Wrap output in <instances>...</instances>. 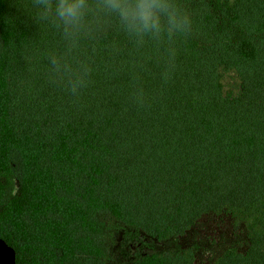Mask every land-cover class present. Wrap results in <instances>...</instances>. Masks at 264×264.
Returning a JSON list of instances; mask_svg holds the SVG:
<instances>
[{
  "label": "trees",
  "instance_id": "trees-1",
  "mask_svg": "<svg viewBox=\"0 0 264 264\" xmlns=\"http://www.w3.org/2000/svg\"><path fill=\"white\" fill-rule=\"evenodd\" d=\"M0 0V241L12 264H106V220L157 239L203 217L244 221L247 245L210 264H264V0H186L191 34L134 47L111 23L51 72L59 32ZM232 70L237 94H224ZM143 91L137 100L135 90ZM123 264H203L191 248Z\"/></svg>",
  "mask_w": 264,
  "mask_h": 264
},
{
  "label": "clouds",
  "instance_id": "clouds-1",
  "mask_svg": "<svg viewBox=\"0 0 264 264\" xmlns=\"http://www.w3.org/2000/svg\"><path fill=\"white\" fill-rule=\"evenodd\" d=\"M28 10L59 32L64 52L51 56V72L73 95L87 87L91 68L85 60L76 63L72 54L105 24L110 22L134 47L151 43L174 52L170 46L187 38L195 23L186 0H29ZM134 94L143 99L142 89Z\"/></svg>",
  "mask_w": 264,
  "mask_h": 264
},
{
  "label": "rangeland",
  "instance_id": "rangeland-1",
  "mask_svg": "<svg viewBox=\"0 0 264 264\" xmlns=\"http://www.w3.org/2000/svg\"><path fill=\"white\" fill-rule=\"evenodd\" d=\"M221 83L224 94L238 93L239 81L232 70H221ZM106 224V264H123L148 254L173 253L186 248L193 250L198 262L210 264L225 249L247 245L248 229L244 221L231 216L218 225L212 217H203L183 235L165 239L147 236L111 218L106 220ZM0 264H12V253L1 241Z\"/></svg>",
  "mask_w": 264,
  "mask_h": 264
}]
</instances>
